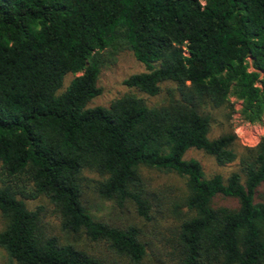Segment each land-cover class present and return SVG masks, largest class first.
I'll use <instances>...</instances> for the list:
<instances>
[{"label":"trees","instance_id":"trees-1","mask_svg":"<svg viewBox=\"0 0 264 264\" xmlns=\"http://www.w3.org/2000/svg\"><path fill=\"white\" fill-rule=\"evenodd\" d=\"M124 49L147 67L125 84L156 96L171 82L165 98L90 107ZM221 108L264 121V0H0V264H264V135L227 179L184 157L237 160L235 131L210 136ZM144 166L184 177L186 193L152 190ZM89 173L98 198L165 222L161 245L95 216ZM218 195L236 203L214 206ZM42 196L58 226L29 206Z\"/></svg>","mask_w":264,"mask_h":264},{"label":"rangeland","instance_id":"rangeland-1","mask_svg":"<svg viewBox=\"0 0 264 264\" xmlns=\"http://www.w3.org/2000/svg\"><path fill=\"white\" fill-rule=\"evenodd\" d=\"M145 71H147L146 65L136 58L131 49L122 50L116 55L115 59L111 61L110 64L102 68L99 77V86L101 87L102 92L89 103V106H109L114 99L127 92L136 93L145 99L150 105L162 102L166 96V87L170 86L171 82L164 83L161 93L156 96H150L125 84V79L131 75ZM76 75L78 74L69 73L66 75L63 89L69 85ZM232 100L235 101V98H232ZM240 108L241 102H237L236 109L239 110ZM226 112L227 110L225 108L213 110L215 121L210 136L216 137L224 132L235 131L238 135L236 149L239 157L237 160L226 165H219L212 155L197 148L189 149L184 156L186 159H198L202 163L207 177L220 173L225 179H227L233 171L240 168V157L243 154L245 147L256 146L264 135V121L262 124H251L244 121L238 111L233 113L232 118H228ZM142 172L152 190L157 191V193L164 191V194H167V196L170 195L169 198L171 200H179L187 191L186 179L175 172H165L145 166L142 168ZM88 175L90 180L87 182V185L90 186L87 187L86 200L95 216L124 224L139 223L146 233L145 238L152 239L150 240L152 245H154V243L161 245L160 238H162L161 235L164 232L163 224L165 222H163V224L158 223L151 225L150 223L145 222V220L140 219L132 208L119 209L116 206L114 207L113 201L98 198L92 189V180L98 176L95 173H89ZM256 198L258 201H264V184L259 188ZM235 203L236 199L224 195H218L213 201L214 206L234 205ZM28 204L31 208H34L37 205H44L46 207L47 220L53 226H58L59 220L53 213V206L46 197L42 196L35 200H29ZM2 228L3 222L0 214V231ZM6 260L7 253L2 247H0V263L5 262Z\"/></svg>","mask_w":264,"mask_h":264}]
</instances>
